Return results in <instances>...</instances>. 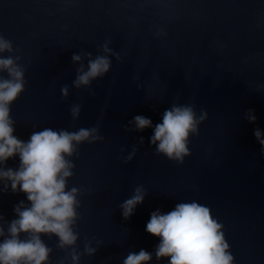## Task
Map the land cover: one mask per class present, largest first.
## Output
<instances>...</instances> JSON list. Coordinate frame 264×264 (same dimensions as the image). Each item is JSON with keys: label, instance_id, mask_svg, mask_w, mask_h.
I'll list each match as a JSON object with an SVG mask.
<instances>
[{"label": "water", "instance_id": "1", "mask_svg": "<svg viewBox=\"0 0 264 264\" xmlns=\"http://www.w3.org/2000/svg\"><path fill=\"white\" fill-rule=\"evenodd\" d=\"M0 39L12 47L0 58L24 70V90L9 105L14 136L96 128L103 138L73 142L65 156V191L78 190L77 239L61 248L40 234L50 249L43 264H124L142 249L152 257L145 264H169L156 258L160 239L146 225L153 212L193 202L222 226L231 264H264V146L254 135L264 139V0H0ZM97 56L109 70L75 87L78 69ZM173 106L191 107L199 121L182 163L150 143ZM137 115L151 126L137 130ZM2 167L17 169L18 156ZM138 187L143 202L125 219L121 205ZM21 202L30 206L0 181V242Z\"/></svg>", "mask_w": 264, "mask_h": 264}, {"label": "clouds", "instance_id": "2", "mask_svg": "<svg viewBox=\"0 0 264 264\" xmlns=\"http://www.w3.org/2000/svg\"><path fill=\"white\" fill-rule=\"evenodd\" d=\"M104 52H109L107 45ZM12 51L10 42L0 39V52ZM90 55V54H88ZM73 62L81 60L79 54H73ZM110 67L107 56H97L88 62L87 70L78 69L73 82L79 88L88 85L92 79L105 74ZM0 70H6L9 79H0V181L10 182L12 192L19 189L26 195L29 207L23 202L15 206L17 218L8 227V238L0 242V264H43L48 259L50 249L40 239V234H54L59 239L58 247L73 245L77 236L71 225L76 219L77 189L65 191V178L72 175V165L65 159L71 156L73 142L79 144L85 140H99L97 129L81 128L76 132L53 131L45 129L31 134L27 142L13 135V121L9 118V105L24 90V70L16 65L12 57L0 58ZM62 95L68 94L67 86L61 89ZM79 106L72 108L76 117ZM204 119V114L200 117ZM255 116H249L254 122ZM137 130L151 126L152 121L144 116L133 118ZM199 121L191 107L173 106L165 110L162 121L155 125L150 143L156 145L158 153L169 159L183 162L189 154L187 139L189 133L197 132ZM255 137L264 146L261 132L256 130ZM158 142V143H157ZM18 156L17 169L2 167L9 158ZM131 157H129L130 159ZM144 193L140 187L135 194L121 205L125 219L132 215L133 209L143 202ZM221 225L211 216L209 208L195 202L181 203L175 209L159 214L153 212L146 225V231L159 237L156 258L169 257V264H231L232 256L227 252ZM27 234L25 239L20 234ZM4 230L0 227V237ZM91 254L94 249L86 248ZM78 257L73 256V260ZM151 254L140 250L130 253L124 264H145Z\"/></svg>", "mask_w": 264, "mask_h": 264}]
</instances>
